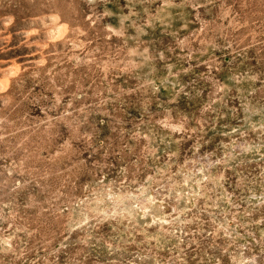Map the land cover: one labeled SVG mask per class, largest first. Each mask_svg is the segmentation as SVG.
Returning a JSON list of instances; mask_svg holds the SVG:
<instances>
[{"label": "rangeland", "instance_id": "rangeland-1", "mask_svg": "<svg viewBox=\"0 0 264 264\" xmlns=\"http://www.w3.org/2000/svg\"><path fill=\"white\" fill-rule=\"evenodd\" d=\"M0 264H264V0H0Z\"/></svg>", "mask_w": 264, "mask_h": 264}]
</instances>
